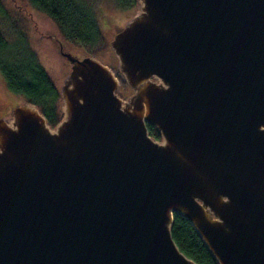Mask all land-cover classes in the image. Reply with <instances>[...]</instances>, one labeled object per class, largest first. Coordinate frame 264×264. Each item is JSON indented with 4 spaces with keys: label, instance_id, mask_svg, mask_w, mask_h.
<instances>
[{
    "label": "water",
    "instance_id": "obj_1",
    "mask_svg": "<svg viewBox=\"0 0 264 264\" xmlns=\"http://www.w3.org/2000/svg\"><path fill=\"white\" fill-rule=\"evenodd\" d=\"M136 7L109 44L130 95L52 34L61 120L0 117V264H199L174 214L218 264H264V0Z\"/></svg>",
    "mask_w": 264,
    "mask_h": 264
},
{
    "label": "trees",
    "instance_id": "obj_2",
    "mask_svg": "<svg viewBox=\"0 0 264 264\" xmlns=\"http://www.w3.org/2000/svg\"><path fill=\"white\" fill-rule=\"evenodd\" d=\"M11 1L16 2L0 0V77L9 91L36 104L50 126L55 127L62 118L59 88L39 62L31 44L29 29L17 15L11 16L10 7L13 5ZM26 2L48 16L68 43H91L103 35L99 22L101 7L96 0H26ZM115 2L121 9L137 5V0ZM18 7L20 10L23 8ZM6 20L10 21L9 27L3 29L1 23ZM111 54L115 62L112 51ZM103 60L110 65L106 59ZM129 90L131 88L127 86L125 91ZM147 127L154 138H160L153 124H147ZM171 233L179 249L197 263L218 264L191 223L184 217L174 214Z\"/></svg>",
    "mask_w": 264,
    "mask_h": 264
},
{
    "label": "rangeland",
    "instance_id": "obj_3",
    "mask_svg": "<svg viewBox=\"0 0 264 264\" xmlns=\"http://www.w3.org/2000/svg\"><path fill=\"white\" fill-rule=\"evenodd\" d=\"M96 1L99 2L101 7L99 22L103 29L102 33L104 36H100L96 41L91 43L75 44L66 42L62 38V34L56 24L44 13L29 5L26 0L11 1L13 5L10 7V14L15 17L17 15L23 25L29 29L28 33L31 37V44L37 53L38 60L58 88L63 84L64 78L70 72L71 67L66 64L68 61H66V63L63 62L55 43L49 36L52 34H55L58 38L63 40L66 48L72 51V53L80 55V57L84 55H94L104 62L105 60H103V58L110 62V66L118 76L121 86L123 87L124 97H126L130 95L133 90L131 89L129 92L125 91L127 83L116 68V57L114 55V62V58L111 54L112 49H109V44L114 35L136 14L137 7L135 5L129 9H121L117 7L115 0ZM18 6H22V10H20ZM9 23V20L1 23L2 28L6 29L9 27ZM77 46L81 47L83 50ZM22 101H25L24 97L9 91L0 77V115L9 116L11 108ZM60 103L61 101L59 105Z\"/></svg>",
    "mask_w": 264,
    "mask_h": 264
},
{
    "label": "flooded vegetation",
    "instance_id": "obj_4",
    "mask_svg": "<svg viewBox=\"0 0 264 264\" xmlns=\"http://www.w3.org/2000/svg\"><path fill=\"white\" fill-rule=\"evenodd\" d=\"M61 58L63 59V62H65V63H66V61H67V60H66V59H64L63 57H61ZM66 64L70 65L69 67H71V63H70V62H68V63H66ZM70 69H71V68H70ZM2 116H3V114H1V115H0V117H2ZM5 116H6V115H5Z\"/></svg>",
    "mask_w": 264,
    "mask_h": 264
}]
</instances>
